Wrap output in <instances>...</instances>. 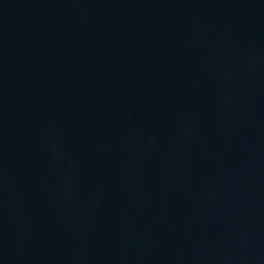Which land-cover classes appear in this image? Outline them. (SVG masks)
<instances>
[{
	"label": "water",
	"instance_id": "water-1",
	"mask_svg": "<svg viewBox=\"0 0 264 264\" xmlns=\"http://www.w3.org/2000/svg\"><path fill=\"white\" fill-rule=\"evenodd\" d=\"M0 264H264V0H0Z\"/></svg>",
	"mask_w": 264,
	"mask_h": 264
}]
</instances>
